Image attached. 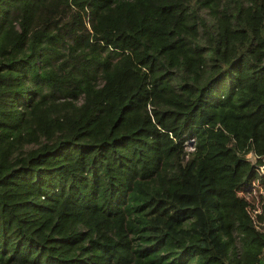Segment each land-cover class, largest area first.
Segmentation results:
<instances>
[{
    "label": "trees",
    "instance_id": "obj_1",
    "mask_svg": "<svg viewBox=\"0 0 264 264\" xmlns=\"http://www.w3.org/2000/svg\"><path fill=\"white\" fill-rule=\"evenodd\" d=\"M262 165L264 0H0V264H264Z\"/></svg>",
    "mask_w": 264,
    "mask_h": 264
},
{
    "label": "rangeland",
    "instance_id": "obj_2",
    "mask_svg": "<svg viewBox=\"0 0 264 264\" xmlns=\"http://www.w3.org/2000/svg\"><path fill=\"white\" fill-rule=\"evenodd\" d=\"M74 12L75 11H72L69 17L61 18L59 20H53L56 28L62 29L63 31L67 32L66 28L70 27L72 23L74 24L73 16L77 14H75ZM187 148L191 150L192 146L188 145ZM248 158H250L252 161L256 160L254 154H249ZM260 170L262 171L261 168ZM240 195L244 197L248 202V207L251 210V214L256 219L259 227L264 230V183H262L260 180L252 181L251 187L247 189L245 193H240Z\"/></svg>",
    "mask_w": 264,
    "mask_h": 264
},
{
    "label": "built area",
    "instance_id": "obj_3",
    "mask_svg": "<svg viewBox=\"0 0 264 264\" xmlns=\"http://www.w3.org/2000/svg\"><path fill=\"white\" fill-rule=\"evenodd\" d=\"M260 168L262 169V171L260 170ZM257 171H258L260 177H259L258 179H256V180H253V181H257V180L259 181V180H260L262 183H264V180L261 178V177L264 176V165L260 166L259 169H257ZM240 193H244V192H239V195H240ZM240 196H241V195H240ZM248 211H249V213H251V210H250L249 207H248ZM251 215H252V214H251ZM252 218H253L254 223L256 224V226L259 227V225L257 224L256 219L254 218L253 215H252ZM259 228H260V227H259Z\"/></svg>",
    "mask_w": 264,
    "mask_h": 264
}]
</instances>
